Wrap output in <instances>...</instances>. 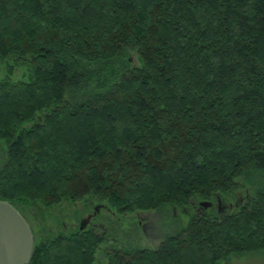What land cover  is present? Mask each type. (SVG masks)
Here are the masks:
<instances>
[{"label":"trees","instance_id":"obj_1","mask_svg":"<svg viewBox=\"0 0 264 264\" xmlns=\"http://www.w3.org/2000/svg\"><path fill=\"white\" fill-rule=\"evenodd\" d=\"M0 66V201L26 221L21 208L183 213L247 191L155 249L30 227L29 264L264 251V0H0Z\"/></svg>","mask_w":264,"mask_h":264},{"label":"rangeland","instance_id":"obj_2","mask_svg":"<svg viewBox=\"0 0 264 264\" xmlns=\"http://www.w3.org/2000/svg\"><path fill=\"white\" fill-rule=\"evenodd\" d=\"M4 74V69L0 66V78H2ZM20 76L21 72L16 71L14 79H18ZM24 78L27 79V76ZM245 190L246 188L244 187L236 189L233 191L232 196L224 199V202L233 204L236 199V194L239 193L241 197H244ZM194 206L198 207V205ZM194 206L193 209L185 210L183 213L175 209L173 211L136 212L133 215H125L122 217H115L111 215L110 212L106 210L103 211V208L95 206V208L97 207L99 210L97 223L102 225L98 228L97 233L102 232L105 234L107 248H112L111 246H130L155 249L166 234L173 232L179 224L184 226L190 215L194 212H198ZM237 207L233 206L228 209L229 211L225 210L221 213L225 214L227 212H232ZM21 209L27 218L29 226L35 233L43 230L58 232L63 225L66 226V231L73 230L79 224L80 219L82 220L85 218L86 213L90 212V210L89 212H85V207L82 203H75L73 205L64 203L60 207L49 210L43 209L42 207H38L37 209H33L32 207ZM214 209L217 210L216 205ZM203 210L204 209H201V211L199 210L198 214H201ZM171 214L174 215L176 220L171 217ZM219 264H264V251L244 255H232Z\"/></svg>","mask_w":264,"mask_h":264},{"label":"water","instance_id":"obj_3","mask_svg":"<svg viewBox=\"0 0 264 264\" xmlns=\"http://www.w3.org/2000/svg\"><path fill=\"white\" fill-rule=\"evenodd\" d=\"M212 205L211 202L198 203L201 209ZM219 208L220 202L217 201L218 211ZM89 221L90 216L80 220L79 230H85ZM33 247V234L23 215L9 202L0 201V264H29Z\"/></svg>","mask_w":264,"mask_h":264},{"label":"flooded vegetation","instance_id":"obj_4","mask_svg":"<svg viewBox=\"0 0 264 264\" xmlns=\"http://www.w3.org/2000/svg\"><path fill=\"white\" fill-rule=\"evenodd\" d=\"M246 195H247V191L245 190L244 197ZM244 197L243 196L241 197L239 193L236 194V199H235V201H234L233 204L232 203H225L224 202L225 200L220 201L219 198L217 197L216 200L219 201L220 202V205H221L220 208H219V212H222V211L224 212L225 210L226 211H229L228 209H230L231 207L236 206L238 204H242ZM217 201L215 203H213V205H212L213 208L216 205V209H217ZM194 207H195L196 211H198V212H199V210L201 211V209L199 207H197V206H194ZM98 211H99L98 209L95 210V207H93L92 210L89 213H86V217L90 216V221H89L86 229L87 228H90V229H93V230L97 231L98 228L102 226V225H100V224L97 223V217L99 216L98 215L99 214ZM79 223H80V221H79ZM63 227H64V229H66V226L65 225H63ZM77 228L79 229V224L73 230H75Z\"/></svg>","mask_w":264,"mask_h":264},{"label":"bare ground","instance_id":"obj_5","mask_svg":"<svg viewBox=\"0 0 264 264\" xmlns=\"http://www.w3.org/2000/svg\"><path fill=\"white\" fill-rule=\"evenodd\" d=\"M79 230V229H78Z\"/></svg>","mask_w":264,"mask_h":264}]
</instances>
